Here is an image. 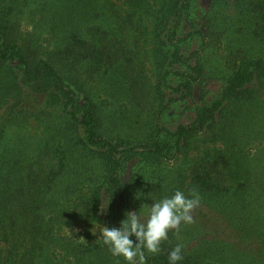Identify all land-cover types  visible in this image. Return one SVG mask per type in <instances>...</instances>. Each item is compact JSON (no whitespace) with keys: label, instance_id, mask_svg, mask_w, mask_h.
I'll list each match as a JSON object with an SVG mask.
<instances>
[{"label":"trees","instance_id":"16d2710c","mask_svg":"<svg viewBox=\"0 0 264 264\" xmlns=\"http://www.w3.org/2000/svg\"><path fill=\"white\" fill-rule=\"evenodd\" d=\"M29 3L47 47L11 19ZM150 36L155 84L143 54ZM217 46L221 62L212 67ZM103 82L112 105L127 100L125 112L152 108L146 132L123 138L106 126L113 113L94 85ZM263 94L264 0H212L209 9L200 0H0V264H125L106 246L60 237L94 224L119 228L152 190L158 200L170 197L168 184L160 187L167 165L202 135L222 147L170 184L199 194L222 220L223 238L212 231L200 240L183 224L146 264H168L177 244L180 264H264V176L239 140H224L237 106L257 105ZM187 110L190 123L171 125L173 113ZM31 119L55 121L36 143L5 140L9 127Z\"/></svg>","mask_w":264,"mask_h":264},{"label":"rangeland","instance_id":"374dc122","mask_svg":"<svg viewBox=\"0 0 264 264\" xmlns=\"http://www.w3.org/2000/svg\"><path fill=\"white\" fill-rule=\"evenodd\" d=\"M212 0H200L201 4L205 6L207 9H209L211 5ZM230 10H227V13L233 12V7L229 6ZM34 8L31 7V3L27 4L25 7L22 8V11H18L16 15L11 18L12 20L17 22L18 30L24 37H31L34 40V43L36 46L39 47H47L48 46V37L46 34V31L44 29V24L41 21V14L38 12H35L33 10ZM229 33L227 32L226 35ZM18 34H13V37H17ZM14 38V39H15ZM31 38H28L31 40ZM229 41V40H227ZM233 45L236 46V43L233 42ZM144 58L147 65V73L149 75L150 83L155 84L157 80V72L154 68V58L152 55V51L154 52V44L151 39V36L149 37V42L145 45ZM217 50L212 51L210 54L209 64L213 67L217 63L221 62V59L219 58L221 56L222 50L217 46ZM98 86L99 88L96 90L97 92V102L101 104L102 106L106 105L109 107L111 113H113V117H105V123L106 126L109 127V129L119 134L121 137L128 136H134L135 134H140L147 131L146 124L147 120L145 119V116L150 114L152 108L149 107L145 109L143 105H138L135 107L134 110L140 109L142 116V122L135 123L137 119V114L133 110L132 105H129L132 109V112L129 114L128 112H125V108L123 107L126 103L125 100L123 101H116L117 105H112V101L115 102L113 99H111L109 96H106V94L110 91L109 88L108 92L105 91V87L107 86L106 82H103L100 86L99 84H94ZM210 90H215L216 87L209 86L207 87ZM198 98V96H197ZM199 99V98H198ZM105 100H110L111 104H105ZM199 101V100H198ZM144 108V109H143ZM243 108V110L240 112V109ZM104 110H107L106 108ZM155 111V110H154ZM153 111V112H154ZM236 111H238V115H234L226 122V128L228 131V136L224 137V140H228L230 137H234L237 140H239L244 148L245 153H247L249 156L253 158L256 167V171L259 176L263 177V171H264V94L260 98V101L257 105L255 103L249 102L248 104H244L243 106H237ZM152 112V113H153ZM4 111L2 110L0 112V120L3 116ZM176 115V116H175ZM172 116L174 119L171 122V125H177V124H187L190 123L191 120L194 118V113L192 111H180L178 113H173ZM119 118L121 123L120 125L123 126L122 130H117L115 128L116 124V118ZM127 117L128 119H125ZM54 119H42L40 121H37L35 119H31L29 123L27 124H18L13 125L9 127L7 134L5 135V140L9 142L11 145L19 144L22 139H25L28 142L36 143L38 142L39 138L44 134V132L48 129V127L52 124H54ZM223 143V142H222ZM222 147L221 142L214 143L213 141H208L203 135L196 139V141L191 145L189 148L187 154L180 157L178 162L174 164L167 165L168 172L166 174V180L163 181V183L160 185V187L163 185L165 186L168 184V189L166 193H169V195H173L176 190L171 186L170 182H173L174 184H179L183 177H188L189 175V162L202 157L205 151L212 150L214 148ZM178 169V171H176ZM134 171H129L126 175V181L129 182L132 178V175ZM188 182V180H186ZM177 187V185L175 186ZM158 188V187H157ZM179 188V187H177ZM159 189V188H158ZM157 190H152L150 192L151 195H154V198L157 199ZM180 191L184 192L185 195H188V193L183 190L182 188L179 189ZM149 196L146 198L148 199L147 205H152L154 201L149 198ZM133 196L137 198V195L134 193ZM132 195L130 196V199L134 198ZM158 200V199H157ZM134 208V207H133ZM131 209L130 211H136L135 208ZM209 208L205 207L203 204L200 205V207L196 208L193 212L194 217V223L192 224H184L187 225L189 230H192V233H195V236L198 237L200 240L207 239L209 234H211L212 231H215L216 234H220L223 238V223L220 218H218V215H214ZM94 227H79L72 230H65L64 234L61 239H73L77 241H85L92 244H96V241L99 236L98 230L96 232L93 231ZM212 236H210L208 239H210ZM220 237V236H219ZM220 237V238H221ZM225 238V236H224ZM197 241V240H196ZM59 254L63 255V251L60 246H58Z\"/></svg>","mask_w":264,"mask_h":264},{"label":"clouds","instance_id":"9594fccd","mask_svg":"<svg viewBox=\"0 0 264 264\" xmlns=\"http://www.w3.org/2000/svg\"><path fill=\"white\" fill-rule=\"evenodd\" d=\"M152 205H142L139 211H126L120 227L94 224L98 230L97 244L106 246L112 256L125 264H146L147 255H157L161 245L169 239V233L179 235L183 224L194 223L193 212L200 205L196 192L185 195L177 190L162 199L150 197ZM108 207V206H107ZM107 208L102 207V211ZM182 244H177L168 254V264H180L183 260Z\"/></svg>","mask_w":264,"mask_h":264}]
</instances>
